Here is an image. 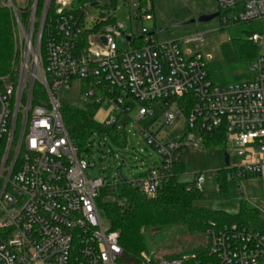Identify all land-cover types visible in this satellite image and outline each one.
<instances>
[{"label": "built area", "instance_id": "obj_1", "mask_svg": "<svg viewBox=\"0 0 264 264\" xmlns=\"http://www.w3.org/2000/svg\"><path fill=\"white\" fill-rule=\"evenodd\" d=\"M37 2L26 9L0 0L12 15L20 58L14 77H0V264H264V235L212 224L201 245L207 251L171 259L141 253L127 262L119 232L104 227L96 205L105 181L85 178L89 164L60 115L61 95L75 86L83 105L107 107L106 127L133 104L139 106L138 119L152 117V107L162 104V130L183 118L173 142L140 130L160 166L127 183L147 197L172 178L182 150L198 149L205 133L223 132L225 146L242 159L229 168L237 180L264 178V56L250 65V80L217 86L201 55L183 51L177 42L157 43L143 26L153 20L151 10L138 0L130 6L127 0H43L39 14ZM214 2L230 12L222 17L225 26L264 22V0ZM119 3L131 33L117 22ZM261 37L254 33L249 41L259 47ZM86 80L92 83L83 90ZM35 83L45 96L37 104ZM186 96L193 103L184 117L176 99ZM194 182L202 190L203 176Z\"/></svg>", "mask_w": 264, "mask_h": 264}, {"label": "rangeland", "instance_id": "obj_2", "mask_svg": "<svg viewBox=\"0 0 264 264\" xmlns=\"http://www.w3.org/2000/svg\"><path fill=\"white\" fill-rule=\"evenodd\" d=\"M134 1L127 0V3L130 6ZM14 3L18 8H29L32 4H28V0H14ZM148 8L151 10L153 20L146 22L143 26L155 34L157 43L177 42L183 51L201 55L207 64L211 81L217 86L250 80V68L237 59L236 43L248 39L244 32L256 30L262 35L259 48L260 55L264 56V22H255L250 26L246 24L225 26L220 17L204 23L199 22L203 16L218 13L214 0H150ZM9 15L13 27L15 56L13 71L15 73L20 64L17 50L19 39L11 13ZM116 19L117 22L125 25L127 33H131L127 10L121 3L118 5ZM137 28L140 31L141 25ZM118 46L121 48L119 42ZM124 47L129 46L125 43ZM37 77L40 75L37 74ZM82 100L75 86L64 92L60 99L61 104L74 107H82ZM138 108V104H133L127 114L130 118V123L127 125L128 140L133 142L131 150L120 149L109 138L94 135L91 139V147L82 154L83 159L89 164V168L85 171V178L88 181L101 179L105 181L104 187L98 190V195L116 194L120 191L123 182H129L150 169L160 166L158 153L143 140L140 134L141 129L149 128L163 143L173 142L176 136L182 133L183 118L174 127L162 130L161 120L165 110L162 104L153 106L155 114L143 119H138ZM106 109L107 107H102L96 110L95 120L98 123H104L108 119L109 112ZM170 110L175 109L171 107ZM224 153L229 156V168L243 162L233 150L226 146L225 149L213 150H205L202 146L198 149L185 148L181 152L180 161L186 167L187 174L180 177V182H194L197 175H202L204 184L201 191L204 200L197 204L199 207L235 214L238 211L239 201L244 200L248 206L259 212L260 219L264 222V178L234 181L229 177L227 191L224 194L219 192L217 172L224 168ZM99 215L104 227H108L109 221L101 210ZM151 236L150 239L147 237L148 251L144 253L153 258H166V256L180 253L184 255L207 242L204 235L190 236L178 227L153 231Z\"/></svg>", "mask_w": 264, "mask_h": 264}, {"label": "trees", "instance_id": "obj_3", "mask_svg": "<svg viewBox=\"0 0 264 264\" xmlns=\"http://www.w3.org/2000/svg\"><path fill=\"white\" fill-rule=\"evenodd\" d=\"M32 1L28 0V4H31ZM84 1L75 0L74 3L79 5ZM138 1L146 7L150 4V0ZM42 4L43 0H38L37 14H39ZM227 13L230 12L218 11L220 18ZM9 14L7 8L0 7V77L15 76L13 71L15 59L13 27ZM240 24L250 26L252 22L234 25ZM244 33L248 36V39L244 42L236 43L237 59L250 68V65L260 57V48L249 41V37L257 33L256 30ZM207 72L210 78L208 68ZM91 83L92 80L83 81V90ZM32 99L33 104L45 100L44 93L38 83L33 86ZM176 102L182 115L187 117L192 107V97L178 98ZM144 105L150 107L152 104ZM95 114L96 109L90 104L82 107L64 104L60 106V115L64 126L72 143L77 148L78 154L82 156L84 152L88 151L94 135L107 137L120 149H126L129 145L127 125L130 123V118L128 115H120L114 125L106 127L95 120ZM225 140L223 132L201 134V146L205 150L225 149ZM147 173L139 175V177L145 176ZM185 174H187L186 167L181 161H178L174 165L172 178L163 183L153 197H147L138 188L132 187L127 182L121 184V189L116 194L111 196L98 195L96 197V205L109 221L110 230L120 234L119 244L123 249L124 258L127 262L135 260L141 253L148 251L147 237L150 239L153 231L156 232L170 227H178L187 235L193 236L204 235L210 227L209 224L216 227L236 225L264 235V222L260 219L259 212L248 206L244 200L239 201L238 211L235 214L199 207L197 204L204 200L202 191L197 189L195 182H180V177ZM229 177L234 181H238L233 176V171L229 168H223L217 172L219 192L221 194L227 191ZM199 251H207V248L200 246L187 254ZM181 255L182 253L169 255L165 259Z\"/></svg>", "mask_w": 264, "mask_h": 264}, {"label": "water", "instance_id": "obj_4", "mask_svg": "<svg viewBox=\"0 0 264 264\" xmlns=\"http://www.w3.org/2000/svg\"><path fill=\"white\" fill-rule=\"evenodd\" d=\"M219 17V14L216 13L214 15H210V16H203L199 19V22H208L214 18ZM103 44H105L104 39H102ZM133 148V142L131 140H129V145L127 147L128 150H131ZM224 168H229V156L227 155V153H224Z\"/></svg>", "mask_w": 264, "mask_h": 264}]
</instances>
